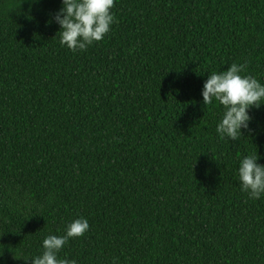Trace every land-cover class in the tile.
<instances>
[{
  "label": "trees",
  "instance_id": "1",
  "mask_svg": "<svg viewBox=\"0 0 264 264\" xmlns=\"http://www.w3.org/2000/svg\"><path fill=\"white\" fill-rule=\"evenodd\" d=\"M62 0H0V264L86 218L58 254L77 264H264V106L221 140L210 73L247 62L264 83V0H115L85 52L61 46ZM52 21V22H50Z\"/></svg>",
  "mask_w": 264,
  "mask_h": 264
},
{
  "label": "clouds",
  "instance_id": "2",
  "mask_svg": "<svg viewBox=\"0 0 264 264\" xmlns=\"http://www.w3.org/2000/svg\"><path fill=\"white\" fill-rule=\"evenodd\" d=\"M38 3L39 0H34ZM115 0H62V6L52 18L59 25L60 44L73 53L85 52L89 46L101 42L116 22ZM52 22V21H50ZM247 62L231 63L225 71L212 72L203 85L205 106L218 102L223 114L216 126L221 140L238 141L242 130L251 132L249 112L264 106V83L246 73ZM257 155L249 154L240 160L238 177L240 189L250 199L264 198V165ZM89 221L84 218L68 223L62 235H47L43 251L25 259L31 264H77L75 259L60 258L59 253L70 240L86 235Z\"/></svg>",
  "mask_w": 264,
  "mask_h": 264
}]
</instances>
